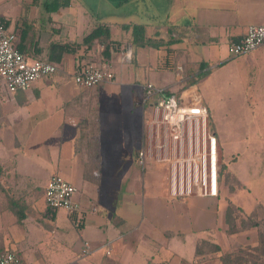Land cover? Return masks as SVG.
Instances as JSON below:
<instances>
[{
  "label": "crops",
  "instance_id": "1",
  "mask_svg": "<svg viewBox=\"0 0 264 264\" xmlns=\"http://www.w3.org/2000/svg\"><path fill=\"white\" fill-rule=\"evenodd\" d=\"M3 1L0 20L7 29L18 37L26 26L31 30L27 52L52 43L72 51L64 55L60 76L38 80L28 91L9 93L0 84V251L14 250L27 264H223L230 249L259 244L257 227L227 232L226 212L229 204L246 214L264 207L260 200L250 210L236 202L242 191L252 195L240 149L263 142L254 109L264 100V45L238 58L229 46L250 26L264 25V0H139L138 14L148 20L123 23L107 18L112 14L95 18L81 0L53 13L46 11L47 0ZM105 1L118 6L128 0ZM150 2L166 5L164 15ZM65 11L74 15L71 23L56 17ZM134 24L144 25L158 47H134ZM102 26L110 27V59L98 38ZM85 64L108 65L114 79L80 87L71 75ZM149 84L166 95L192 94L189 100L208 111L238 180L226 201L172 199L167 163L150 155L139 163L146 117L159 98L146 101ZM48 134H58L53 148ZM252 159L249 164H260ZM55 174L77 189L78 209L71 214L46 205L45 187ZM204 243L220 251L204 247L198 254Z\"/></svg>",
  "mask_w": 264,
  "mask_h": 264
},
{
  "label": "built area",
  "instance_id": "2",
  "mask_svg": "<svg viewBox=\"0 0 264 264\" xmlns=\"http://www.w3.org/2000/svg\"><path fill=\"white\" fill-rule=\"evenodd\" d=\"M18 34L8 30L0 20V84L9 93L28 91L40 79L58 72L59 66L40 59H30L18 49ZM264 45V25H252L239 41L230 43L232 57L253 52ZM82 88H93L114 79L108 65L85 64L73 76ZM159 98L146 117V146L139 151V163L147 156L171 162L170 192L176 195L198 192L201 196H216L218 192L217 137L210 130V115L197 101L186 97L166 95L152 84L147 85L146 101ZM197 97V96H196ZM198 99V97H197ZM164 156V158H161ZM179 165V167H178ZM76 187L60 175H53L44 191L50 210L78 209L74 201ZM110 253V252H108ZM0 264H27L14 250L0 251Z\"/></svg>",
  "mask_w": 264,
  "mask_h": 264
},
{
  "label": "rangeland",
  "instance_id": "3",
  "mask_svg": "<svg viewBox=\"0 0 264 264\" xmlns=\"http://www.w3.org/2000/svg\"><path fill=\"white\" fill-rule=\"evenodd\" d=\"M3 1V0H1ZM8 0L3 1L4 3H6ZM49 1V0H48ZM67 1V0H65ZM84 4L85 9L87 8L89 11H91V13H95V18L97 17H106V15H110L112 14L110 17H107L108 19H110L111 21H115V22H119V23H123L125 21H136L139 22V20H148V16H145L144 14L139 15L138 11L140 10L139 8L142 7V5L138 4L139 0H128L126 2H122L121 4H119L118 6L116 5H110L108 4L105 0H81ZM44 3V2H43ZM151 3V7H157L159 8V12L160 15L163 16L165 9L167 8L166 5H154L156 2H150ZM160 3V2H159ZM150 7V6H149ZM20 8V6L18 7ZM16 13H20V9L15 11ZM57 18L59 19H64L67 22L71 23L72 22V18H74V15L70 12V11H65L64 13L60 12L56 15ZM69 19V20H67ZM67 22H65L67 24ZM68 28L64 29V31H67ZM204 47V45H203ZM209 47V46H207ZM210 48V47H209ZM222 49V48H221ZM207 50V48L205 49ZM228 48L226 49V52L228 54ZM221 52V51H219ZM230 54V53H229ZM196 55H199L198 53ZM206 55V53H205ZM249 55H251V53H248L246 55H243V57H248ZM221 56V53H218L217 59H219ZM238 58V57H237ZM96 66H98V64H96ZM62 72V71H61ZM60 72V73H61ZM60 73L58 74H54V76H60ZM75 74V73H74ZM74 74L71 75L74 76ZM68 75V74H67ZM41 80V79H40ZM74 80V79H72ZM69 81V84L72 85L73 87H76L75 83L73 81ZM20 92V91H19ZM23 92V91H22ZM260 95L259 97L264 99V86L263 88H261L260 91ZM258 107L254 109V115H255V126L258 129V137L263 139V142H261V146L260 145H255L251 144L250 147L247 148V145H243L241 147V153L244 156V164H240V168H244L247 171L248 174V178H247V182H248V186L251 188L252 190V195H249L247 193V191H242L243 196H238L239 200L236 199V202H238L240 205H242L245 209L250 210V207L253 206V203H256V200H260L262 202V204H264V100L262 101H258ZM252 120V121H254ZM212 123V120L210 118V130L212 134H215V129H214V125ZM254 126V127H255ZM213 128V129H212ZM216 135V134H215ZM49 140L47 141L48 146H51L53 148L54 143H57V141L59 140L58 138V134H54V135H49ZM217 137V136H216ZM47 147H45L44 149H42V152H47L49 153L48 150H46ZM50 148V147H49ZM217 148H218V192L216 196H203V197H215V198H220V200H227L226 198L227 195H229V192H231V188L236 187L238 185V180L236 179V177H234L233 173L229 170L228 166L225 163V159L224 156L222 154L221 148L219 146V142L217 139ZM152 155H154V159L155 161L158 162H164L167 163V176L165 178V185L167 187V191L169 192V196L172 199H177V200H181V201H186L188 200L189 197L192 196H200L198 194V192H192V194L188 195H174L170 192V184H171V172L173 170V166L171 162H167L163 159L160 158H156L157 154H156V149H152L151 151ZM256 156V160L259 161V165L255 166V164H249L251 162L252 156ZM236 155H234L235 157ZM233 157V159H234ZM161 158H164V156H162ZM179 167V165H178ZM44 175V174H43ZM223 192V193H222ZM258 202V201H257ZM241 210V209H240ZM260 213V210L255 209L254 212L250 213V214H246L243 210H241L240 212H237L236 214L238 215V219H237V226L238 228L241 227L240 231H244L247 229H243L244 225L242 224L243 221L246 222V224H248L251 219V217L253 218L254 213ZM244 212V213H243ZM262 214V212H261ZM264 229V224H263V228ZM229 230L227 229V232ZM227 234V233H226ZM258 235H259V229H258ZM259 244H260V239H259ZM259 244H257L256 246H239L237 248H235L234 252H238L240 250V248H243L245 251L240 252L238 254H242V257L244 260H247V264H264V256H262V246L260 245V248L258 250V252L256 251V248H258ZM208 247V246H207ZM209 249V248H208ZM233 250L230 249V251L228 253H232ZM226 253V254H228ZM264 255V254H263Z\"/></svg>",
  "mask_w": 264,
  "mask_h": 264
},
{
  "label": "trees",
  "instance_id": "4",
  "mask_svg": "<svg viewBox=\"0 0 264 264\" xmlns=\"http://www.w3.org/2000/svg\"><path fill=\"white\" fill-rule=\"evenodd\" d=\"M70 4V0H47L45 2V8L48 13H53L58 11L62 7H67ZM1 22L4 24V26L7 28V24L5 21L1 20ZM126 29H130V26H125ZM16 32V31H15ZM29 32H31L29 26H26L24 29H22L21 37H18V49L24 53L28 58L32 57L34 59H40V60H45L51 63H54L59 66V70L57 73H60V66L62 64L64 55L70 51V45L69 44H60V43H52L47 49H41L39 48L38 44H35L32 46V50L30 52L26 51V39L29 35ZM18 34V33H17ZM20 38V39H19ZM100 39V43L104 46V51L103 54L106 59H110L111 57V39H110V27L108 26H102L101 27V33L98 37ZM132 44L134 47H158V45H154V43L146 37V30L145 26L141 24H134L132 26ZM200 75L196 74V77H200ZM196 79V78H195ZM195 79L191 81H195ZM213 126V125H212ZM213 129V128H212ZM96 150V149H94ZM97 151V150H96ZM260 210V213L258 212L257 214L254 213V217L250 219L251 222L246 224L245 221L242 222L244 225L243 229H249L252 227H257L259 229V239H260V244L258 248H256V251L258 252L260 245L262 246V253L264 254V229L263 224H264V207L259 206L257 208ZM241 210L234 206L233 204H229L227 212H226V222L228 224V232L230 234L238 233L241 230V227L238 228L237 226V219L238 215L236 214L237 212H240ZM262 212V214H261ZM203 246L199 245L198 246V254L204 253L205 249L207 248V251L209 253L211 252H218L220 251V248L218 245L215 244H209V243H204L202 244ZM208 246V247H207ZM204 247H206L204 249ZM209 248V249H208ZM245 251L243 248H240L238 252H232L225 254L222 258L223 264H247V260H244L242 257V254H238L240 252ZM262 254V256H264Z\"/></svg>",
  "mask_w": 264,
  "mask_h": 264
}]
</instances>
